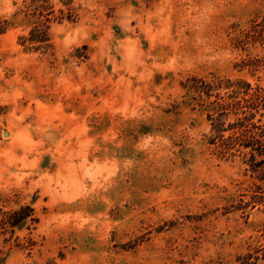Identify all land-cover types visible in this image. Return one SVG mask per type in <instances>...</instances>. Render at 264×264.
<instances>
[{
    "label": "rangeland",
    "instance_id": "rangeland-1",
    "mask_svg": "<svg viewBox=\"0 0 264 264\" xmlns=\"http://www.w3.org/2000/svg\"><path fill=\"white\" fill-rule=\"evenodd\" d=\"M263 12V0H0V210L36 218L0 236V264H241L264 211L233 206L260 182L209 145L184 85H264V66L241 67L264 49L235 47ZM37 25L45 49L26 41Z\"/></svg>",
    "mask_w": 264,
    "mask_h": 264
},
{
    "label": "trees",
    "instance_id": "trees-1",
    "mask_svg": "<svg viewBox=\"0 0 264 264\" xmlns=\"http://www.w3.org/2000/svg\"><path fill=\"white\" fill-rule=\"evenodd\" d=\"M264 2V0H263ZM27 43L35 50L48 46V34L42 26H35L29 33ZM237 49L248 52L249 48L264 49V12L253 17L247 29L236 39ZM264 66L258 55L246 54L241 67L256 71ZM191 94V100L203 108L210 123L209 145L222 158L240 157L260 183H254L248 193L242 195L233 206L234 210L245 212L248 208H262L264 211V85L252 84L244 79L192 77L184 85ZM36 221L30 205H23L13 211L0 210V236L6 244L14 236L16 228L25 222ZM9 235V237H6ZM262 242L241 257V264H257L264 260V227Z\"/></svg>",
    "mask_w": 264,
    "mask_h": 264
}]
</instances>
